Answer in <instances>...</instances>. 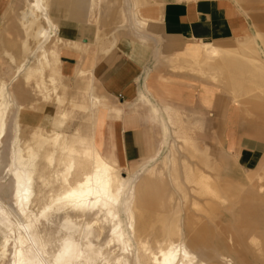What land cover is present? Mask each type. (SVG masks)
<instances>
[{"label":"crops","instance_id":"1","mask_svg":"<svg viewBox=\"0 0 264 264\" xmlns=\"http://www.w3.org/2000/svg\"><path fill=\"white\" fill-rule=\"evenodd\" d=\"M112 2L114 1L99 0L97 6L96 0H51L50 14L55 23V34L51 43H62L60 47L52 45L59 57L56 66L59 80L63 78L73 82L79 77L88 76L87 79H82L81 88L84 92L91 90L96 96L94 141L102 154L115 161L121 169L135 163L128 172L138 169L149 159H155V170L152 171L155 174L144 175L149 178L144 177L143 181L146 183L141 187L144 197L141 196L140 207L143 206L141 208L147 211L143 217L145 219L140 222H154L148 219L156 216L166 217L170 223L178 213L180 221L174 223H180L183 230L187 229L183 231L187 235H183L190 250L207 264H264V170L257 172L248 185L222 176H212L201 167V163L209 165L204 154L207 147L201 145L203 138L196 131L183 128L175 121V114L179 111L201 112L211 106L215 115H211V120L222 118L225 86L229 89L232 99L227 108L231 119L226 121V124L221 121L219 125L222 129L223 150L226 154L235 155L231 157L233 160L247 159L249 164L264 155V97H261L264 96V72L255 68L264 66V57L256 46L257 38H260L264 45V31L256 27V33H252L254 30L249 17L246 16L248 13L235 0H155L141 7L134 0L133 6L128 8V15L134 25L130 33L140 40L123 39L118 44L116 43L120 30L128 18L124 10L114 13L113 23L116 30L110 36L100 28L92 34L89 25L85 23L61 24V18L53 14L55 8L65 7L69 17L83 20L84 15L89 16L92 10L97 8L98 23L106 22L110 19ZM8 5V0H0V18ZM14 9L10 6L12 14L5 13L8 27L0 30L1 52L7 43L11 46H21L22 40H25L20 21L18 25L21 31L23 30L20 37L11 27L12 20H16L17 16ZM155 17L159 19L161 34L168 37L164 44H167V57L170 58L159 64L154 60V47L144 42L156 39L148 33V26ZM251 36L255 37L254 40L249 38ZM229 39L243 45L242 51H232L231 45L224 42ZM209 43L219 48L221 57L207 51L204 44ZM27 50L23 51L24 54L18 61L24 57ZM173 55L181 59L179 65L186 61L185 64L191 66L193 71L206 74L213 78L214 82L177 72L174 69L177 60L171 59L175 57ZM7 62L13 66L14 76L15 65L8 60ZM245 65H250L245 71H250L254 80H250L251 78L242 71ZM223 71L226 74H223ZM233 71L244 75L239 79ZM218 72L221 76L218 75L217 78ZM47 73L49 75V72ZM10 75L5 78L11 80ZM13 79L12 94L26 111L28 84L20 75ZM252 83H255L256 88L251 87ZM34 101L37 104V98ZM152 101L156 104L151 103ZM238 101L247 106L243 108ZM193 105H196L195 109ZM86 106L88 110V104ZM25 117L24 113L22 128L27 125L32 127L33 124L27 123L29 118L24 119ZM228 118L226 115V120ZM165 128H168L167 135ZM255 128L259 130L256 131ZM173 129H176L179 139L175 138ZM12 138L13 134L9 141V158ZM5 139L6 137L0 147V183L7 168L6 166L1 170L4 161V154L1 152ZM165 144L168 150L170 149L169 153L164 156L163 162L158 163L161 147ZM140 160L141 162H137ZM185 170L189 171L186 173ZM149 175L155 181L152 182L153 179ZM218 184L224 186L215 187ZM196 191L202 193L204 203L201 209L205 212L204 215L193 211L199 205L194 195ZM210 195L217 203L210 199ZM187 202L189 206L186 209ZM213 216L219 217L218 220Z\"/></svg>","mask_w":264,"mask_h":264},{"label":"bare ground","instance_id":"2","mask_svg":"<svg viewBox=\"0 0 264 264\" xmlns=\"http://www.w3.org/2000/svg\"><path fill=\"white\" fill-rule=\"evenodd\" d=\"M29 3L27 8L21 10L20 17L25 40H22L21 46L8 44L0 51V62L5 58L15 65L16 70L10 81L0 74V147L6 137L10 116L15 111L11 162L2 177L3 181L10 179L12 182V205L0 196V264H5L8 260V264H130V255L134 256L136 264H144L143 255H149L151 264H207L190 250L183 235L186 233L183 231L187 229L183 230L180 223H174L180 221L178 213L175 221V216L171 219V227L163 222L164 237L156 240V251L152 249L151 243L141 238L136 209L143 207H140L141 187L146 183L143 181L144 175L155 170V166L152 167L155 159H149L138 169L123 174L115 161L102 154L94 141L96 96L91 90H86V100L78 103L74 96L66 94L60 88L56 68L59 57L57 50L50 46L55 34V23L50 14L51 0H31ZM33 26L36 27L32 29ZM32 39L36 41L33 42ZM204 47L209 53L221 57L219 48L215 45L209 43L204 44ZM26 49V54L18 61ZM255 68L264 72L263 65ZM49 71L51 74L48 75ZM19 75L26 83L36 79V87L44 96H53L54 104L65 105L58 115H45V120L51 126L48 133L43 134L34 128L27 140L22 136L25 109L11 91L13 78ZM49 86H52V90ZM66 104L72 108L78 106L89 113L81 130L72 132L70 128L71 132H67V126H72V122L69 125L72 111ZM160 113L163 115L161 110ZM166 130L168 128H165L167 135L169 132ZM173 133L179 139L176 129H173ZM45 169H53L52 175L46 176ZM188 171L185 170L186 173ZM54 178L60 188L46 193L45 188ZM39 181L41 185L38 184ZM161 183L163 185V181ZM78 217L83 219L82 223L78 222ZM106 228L108 233L104 240ZM116 245L125 256L113 260L112 246Z\"/></svg>","mask_w":264,"mask_h":264},{"label":"rangeland","instance_id":"3","mask_svg":"<svg viewBox=\"0 0 264 264\" xmlns=\"http://www.w3.org/2000/svg\"><path fill=\"white\" fill-rule=\"evenodd\" d=\"M8 1H9V5H8V8L5 11V13L8 12L7 14L10 15V13L12 14L13 10H9V7L11 6V7L15 8L14 13L17 16H16V20H14V19L12 20L11 27H13V29L18 33V35L20 37L21 32L23 31V30L21 31L20 25H18L19 21H21L20 17L22 16L20 12L22 9L28 7V3L31 0H8ZM113 1L114 2H112V5L110 6V11H109L110 19H108V21H106V22L103 21L101 23H98V20L96 17V14L98 12L97 8H94L92 10V12L89 14V16L85 17V15H84L83 20L82 19L79 20L76 18L73 19V18L69 17V14L67 12L68 10H66L65 7L55 8V10L53 11V14H54V16H56V17L58 16L59 18H61V21H62L61 24L85 23L86 25L87 24L89 25L90 29L92 30V34H94V32H96L95 30H99V28H100L101 30H103L107 34V36H110L111 33L116 30L115 24L113 23L114 13H118V12H120V10H124L127 13L128 18L126 19V21L124 23L123 29L120 30V35H119V38H118V41L116 44H118L119 41H121L123 39L140 40L137 36L130 33L131 31H133L134 25H132V20L130 19L129 15H128V8L133 6L134 0H116V1L113 0ZM136 1L138 2V6L141 7V6H147V5H149V3H151L152 1H155V0H136ZM160 1L163 2L164 0H160ZM235 1L237 4L238 3L241 4L242 7L245 9V12L248 13L246 16L249 17L250 23L252 24V29L254 30L252 33H256L257 28L264 31V0H251V1H249V0H235ZM96 3H97L96 5L98 6L99 0H96ZM242 11H244V10H242ZM5 13L0 18V30L1 29L3 30V29H5V27H8V24H7L8 18H7V15H5ZM111 14H113V15H111ZM153 18H154V16H153ZM35 27L36 26H33L32 29H34ZM32 29L30 30V32H32ZM148 33H150L151 35H153L156 38L155 40L149 39L148 41H144L145 43L151 44L154 47L155 63L159 64L164 59L168 61V59H170V58L167 57L169 55L167 47H166L167 44H164V42H165L164 40L167 39L168 37H165L161 34L162 32H161V28H160V22H159V19H157L156 17L153 21H151V25L148 26ZM157 36H159V38H157ZM230 40L231 39L226 40L224 42L228 43L227 45H231L230 49L232 51H242L243 45H241L240 43H234ZM31 41L35 42L36 40L32 39ZM159 41H161V43H159ZM228 41H230V42H228ZM256 41H257L256 46H258L257 47L258 50L261 52V55L264 57V45H262L260 38H257ZM61 44H58V42H54V43H50V46L57 45L60 47ZM94 44L96 46V42H94ZM6 45H8V43ZM233 45H235V46H233ZM9 46H11V45H9ZM92 47H94V45ZM96 48H97V46H96ZM23 54L24 53H22V55ZM173 56H175V57H172L171 59L173 60L175 58V60H177V62H176L177 66H174V69L177 72L185 73L187 75H191L194 78L198 77V78H201L207 82H214V79L211 77H208L206 74L197 73V72L193 71L191 69V66H188L185 64V63H187L186 61L180 63V65L182 66L181 67L179 65V62H181V59L177 58L176 57L177 55H173ZM3 59H4L3 63H0L1 64L0 65L1 66L0 74L4 77L11 74L9 77H13V74H12L14 72L13 66L10 65L7 62V60H5V58H3ZM247 66H250V65H245L243 67L244 70H242V71L245 73V75H247L249 77V79L251 78L250 80H254L252 78L253 74L250 71H247V72L245 71V69L246 70L248 69ZM233 73L234 74L237 73L236 77L237 78L240 77L239 79H241L242 76L244 75V73L241 74L238 71L237 72L233 71ZM49 74H51L50 71H49ZM223 74H226V73H224V71H223ZM218 75H220L219 72L217 74V78H218ZM87 78H88V76L79 77L73 82H71L69 79H63L62 78V80H59L60 81L59 84L62 86V87L60 86V88L66 94H68L70 92L69 94L75 97L74 99L76 100V102L82 103V101L86 100V93L84 92L83 88H81L82 79H87ZM35 80L36 79H32L29 83H27L28 86L26 87V90L28 91V94H27L28 99H26L25 101H26V106L28 107V109L25 111V115L27 118H29L28 123L33 124V126H32V128L29 126L23 127V135L22 136L24 139L26 138L25 140H27L28 138L31 137L32 131L34 128L43 134L48 133V131L51 129V126L48 124L47 120H45V118H46L45 115L46 114H50V115L52 114L54 116L58 115L60 110L65 107V105H62V103L60 105L58 103L54 104V97L53 96H44V93L40 92L39 89H37ZM193 80H195V79H193ZM7 81H10V80H7ZM223 86H224V84H223ZM251 87L256 88L255 83H252ZM49 88H50V90H52V86H49ZM97 89L100 91L98 85H97ZM223 91H224V104L221 107L223 110V111L221 110L222 118L211 120V115L215 116L213 114V106H211V107H208V110L203 109L201 112L193 111V113H190L189 110H184L182 112L179 111L178 113L175 114L176 119H177L175 121H177V123L179 125H181L183 128L196 131L203 138L201 145H203L205 148L207 147L206 150H204L205 152L204 151L203 152L207 156V161H208L209 165L205 166L203 163H201L202 169H204L205 171H207L208 173H210L214 177L222 176V177H224L226 179H230L234 182L239 181L240 183H242L244 185H248L250 183L251 178L256 177L257 172H262L264 170V155L259 156L258 158L256 157L257 159L256 158H255L256 160L254 159L255 162L252 164H249V161H247V159L234 158V160H233L231 157H235V155H233L232 153L226 154L227 152L223 150L224 146H223V141H222V139H223L222 129L219 127V125H220L221 121H223L225 124H226V121H230L231 116H229L227 114L228 113L227 108H228L229 101L232 99V96H231L228 88H226L224 86ZM243 96H245V95H243ZM261 97H264V96H261ZM36 98L38 100L37 104L34 101V100H36ZM66 105H67L66 107L72 111V120L70 121V124H69V125H71V122H72V126H67V128H66L67 132H71V131L73 132V131L81 130L82 126L84 125V123L88 119L89 113L86 112L84 109L79 108L78 106L72 108V107H70V105H68V104H66ZM241 106H243V108H244L247 105L241 104ZM192 107L195 109L196 105H193ZM198 109H199V107H198ZM226 115H227V118L229 116V118L227 120H226ZM175 116L173 115L174 119H175ZM14 117H15V111L12 112V114L10 116L8 127H7V135H6V139L4 141V148H3L4 150H3V152H1L2 154H4V157H2V159L4 161L2 162L3 165H1L2 166L1 170L5 169V167L8 166V164L11 162V158H9V150H10L9 149V141L11 139L12 134L14 133L13 132ZM46 124L48 125V127ZM78 127H80V128H78ZM95 130H96V128H95ZM255 130L257 131L259 129L255 128ZM204 144H206V145H204ZM168 151L169 150H168L167 146L161 147L160 158H159L158 162H161V160L168 153ZM137 162H141V160L137 161ZM133 164H135V163H133ZM133 164H131L130 166L123 167V169H121L122 173L123 174L127 173L131 169V166ZM154 166H155V164L152 165V167H154ZM44 173L46 176H51L53 173V169H47V170L45 169ZM4 176H5V173L2 175V177H4ZM38 184L41 185V182L39 181ZM222 186H224V185L218 184L215 187L219 188ZM195 187L199 188L200 185H195ZM58 188H60V184L57 183L55 178H54L53 181L51 182V184L45 188V192L47 191L46 193H49L52 190H56ZM12 191H13V188H12L11 180L7 179V181L6 180L3 181V179H2V182L0 183V196L2 197L3 200H5L10 205H12V196H11ZM194 195H195V198L197 199V201H199V205H197L193 211L195 213H197L198 215H200V214L204 215L205 212H203V210L201 209V208H203V203H204L202 200L203 199L202 193L201 192L198 193L196 191V192H194ZM210 197H211L210 199H212L214 203H217V201L212 198L213 196L210 195ZM186 204H188V205H186V209H187L189 206V202H187ZM140 212H142V213H140ZM144 212L145 211L141 210V208L136 209V220H137V227L139 230V234L141 235V238L144 241L147 240V242H149V244L151 243V246L153 247L152 249L154 251H156L157 250V246L155 245L156 240H160L164 237V231L162 230V227L164 226L163 222H165V225H168L170 227H171V225H173V222L171 220V222L168 223L169 221L166 217L153 216V217H150L148 219V220H154V222L152 221L153 224H152V222L142 223L140 221H142V219H145L143 217H145L146 212L145 213ZM213 218L218 220L219 217L213 216ZM175 219H176V217L173 219V221H175ZM77 220L80 223H82V221H83V219L81 217H78ZM41 221L44 222V219H41ZM98 224H99V222H98ZM107 229L108 228H106L105 234L103 236L104 240L107 238V233H108ZM112 251H113L112 252L113 260H116L118 258H123L125 256V253L117 245L112 246ZM129 260H130V264H136L135 260H134V256L130 255ZM142 260H143L144 264H151L149 255H143ZM8 262H9V260L6 261L5 264H8Z\"/></svg>","mask_w":264,"mask_h":264}]
</instances>
